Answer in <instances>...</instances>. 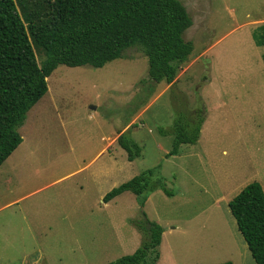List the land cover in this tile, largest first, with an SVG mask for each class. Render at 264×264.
Returning <instances> with one entry per match:
<instances>
[{
  "label": "rangeland",
  "instance_id": "374dc122",
  "mask_svg": "<svg viewBox=\"0 0 264 264\" xmlns=\"http://www.w3.org/2000/svg\"><path fill=\"white\" fill-rule=\"evenodd\" d=\"M24 1L25 28L53 20L52 0ZM177 1L192 51L173 83L151 82L134 49L45 78L0 165V264H107L139 247L141 212L163 230L155 264H254L228 203L252 182L264 195V45L251 37L264 0ZM196 110L197 140L168 156L174 121ZM121 133L140 148L130 162ZM145 171L172 195L154 189L141 208L129 192L102 202Z\"/></svg>",
  "mask_w": 264,
  "mask_h": 264
},
{
  "label": "trees",
  "instance_id": "16d2710c",
  "mask_svg": "<svg viewBox=\"0 0 264 264\" xmlns=\"http://www.w3.org/2000/svg\"><path fill=\"white\" fill-rule=\"evenodd\" d=\"M53 20L27 29L24 0H0V165L21 142L17 131L27 111L45 94L47 78L59 65L99 69L137 50L147 62L148 79L173 83L189 61L192 45L183 39L191 20L177 0H52ZM255 46L264 45V28L251 34ZM34 49L42 59L37 63ZM264 64V54L262 55ZM202 110L176 119L173 144H193L203 122ZM183 119V122L180 121ZM116 145L127 161L139 156L140 148L121 133ZM153 172H142L111 189L102 197L107 203L124 192L134 195L141 208L147 192L160 189L171 196L161 180L151 185ZM254 264H264V195L258 183L247 184L228 203ZM140 245L131 254L107 264H155L162 228L141 212L135 222ZM231 264V263H222Z\"/></svg>",
  "mask_w": 264,
  "mask_h": 264
}]
</instances>
